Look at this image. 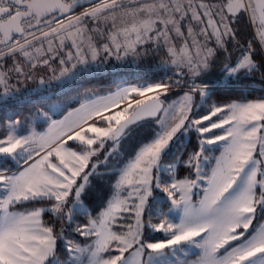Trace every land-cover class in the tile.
I'll use <instances>...</instances> for the list:
<instances>
[{
    "label": "snow or ice",
    "instance_id": "snow-or-ice-1",
    "mask_svg": "<svg viewBox=\"0 0 264 264\" xmlns=\"http://www.w3.org/2000/svg\"><path fill=\"white\" fill-rule=\"evenodd\" d=\"M244 15L264 49V0H0V109L14 98L10 73L31 78L25 62L84 90L63 119L58 93L40 101L24 134L28 117L7 118L0 264H264V99L213 100L264 67L238 39ZM161 50L123 78L129 56ZM192 133L194 150L177 156Z\"/></svg>",
    "mask_w": 264,
    "mask_h": 264
},
{
    "label": "trees",
    "instance_id": "trees-1",
    "mask_svg": "<svg viewBox=\"0 0 264 264\" xmlns=\"http://www.w3.org/2000/svg\"><path fill=\"white\" fill-rule=\"evenodd\" d=\"M216 2H218V0H216ZM80 11L81 9H78V12ZM116 15L118 17L117 22L119 23L121 14L117 13ZM234 27L239 32L238 39L241 43L252 42V46L256 50L255 58L257 63L264 64V50L260 48L259 42L255 38L253 24L250 23L248 16H242L239 22L234 25ZM95 38L97 40L101 39L98 36ZM233 44H235V41L233 42ZM45 47H47L46 44ZM146 47L147 46H145V48ZM230 50L233 53V58H235L236 55H239L240 49L232 47ZM164 58V50L151 52L148 56H145L142 61L139 58L129 56L127 60L129 62H135L122 65L120 71L123 72L124 79L134 80L136 74L141 68L145 71H149L150 66L159 63V61ZM110 59L112 64H117V61L114 59V57ZM50 63L52 64L53 68H57L56 74L58 75V60L51 61ZM7 67H12L11 62L8 63ZM217 67H219V65ZM125 69H127V71H125ZM24 71L31 72V78H26L25 76L18 75L15 72L10 73L9 85L14 90V98L11 99L7 107L0 109V133L6 131L5 125L8 123V117H11V119H22L23 117H28L29 120H31L36 109L43 107L40 101L46 99L53 93H58V100L64 103L63 110L60 111L57 115H62L70 107H73L80 103V98L83 97V89H81L79 92V98L77 97V93L67 85L64 86L63 89H61L60 81L50 79V77L53 75V72L51 71V69H48L45 66H41L37 69H31L27 62H25ZM168 75L171 76L172 74L169 73ZM41 78H43L46 83L41 84ZM152 78L156 79L158 77L152 76ZM173 79H175V77H173ZM105 87H107V84L105 85ZM218 88L219 91L217 95L213 96L214 101L217 99L240 101L241 98H243L242 102H248L252 100L264 99V67L255 72L248 79H244L243 77H241V80L238 83L231 84L225 81L224 83L219 85ZM2 92L3 88L0 87V93ZM180 95H182L180 90L178 88H174L173 91L169 94V98L166 103H171L172 100L177 99ZM197 100L199 101V99ZM207 107L208 105H205V110H207ZM195 145L196 138L194 133L190 134L189 136H185L183 144V146L185 147L176 152V155L181 156L182 154H184V158L186 159V154L192 152L195 148ZM178 175H180L181 177L184 175H188V170L183 168L178 169ZM43 219L47 223L52 222V217L50 214H45ZM121 223L125 226V228L128 224H134V216L125 214V219L121 221ZM147 231L151 232V229H148ZM152 236L158 239L164 238L163 233L153 232Z\"/></svg>",
    "mask_w": 264,
    "mask_h": 264
},
{
    "label": "rangeland",
    "instance_id": "rangeland-1",
    "mask_svg": "<svg viewBox=\"0 0 264 264\" xmlns=\"http://www.w3.org/2000/svg\"><path fill=\"white\" fill-rule=\"evenodd\" d=\"M253 24V23H252ZM253 29H254V32H255V35L257 36V32H258V22H257V24H253ZM257 41L259 42V39H258V37H257ZM211 46V45H210ZM264 50V49H263ZM252 101H255V100H252ZM197 102V104H199L200 103V101H196ZM79 104L80 103H78L77 105H75V106H73V107H70L68 110H66L62 115H55V116H53V119H63V117L65 116V115H67V113L69 112V111H71L73 108H76V107H79ZM163 118V117H162ZM16 119H18V118H16ZM13 120H15V119H13ZM31 120H32V118H31ZM31 120H29V121H25L21 126H18L17 127V130L18 131H21V134H24L23 133V131H22V129H27V128H30V127H32V126H34L30 121ZM37 123H39V122H37ZM43 127L44 128H46L47 127V125H43ZM153 127H154V124H151V125H146L145 126V128H143V129H141V130H139V132L136 134V136L133 138L134 140H139V139H141L144 135H146L148 132H150V131H152L153 130ZM217 131V133H219V131L220 130H216ZM131 146H132V142L131 141H129V142H125L124 143V145H123V151H127V150H130V148H131ZM185 146H183L182 147V149L184 148ZM215 155H219V152L217 151V152H215L214 153ZM13 167H15V166H13ZM94 187V192H95V186H93ZM198 191V190H197ZM98 195V193H95V195H93L92 197H91V199L93 200V203H99V200L98 199H96V196Z\"/></svg>",
    "mask_w": 264,
    "mask_h": 264
},
{
    "label": "water",
    "instance_id": "water-1",
    "mask_svg": "<svg viewBox=\"0 0 264 264\" xmlns=\"http://www.w3.org/2000/svg\"><path fill=\"white\" fill-rule=\"evenodd\" d=\"M89 0H81V3L87 5ZM76 14H79L78 9H76Z\"/></svg>",
    "mask_w": 264,
    "mask_h": 264
},
{
    "label": "crops",
    "instance_id": "crops-1",
    "mask_svg": "<svg viewBox=\"0 0 264 264\" xmlns=\"http://www.w3.org/2000/svg\"><path fill=\"white\" fill-rule=\"evenodd\" d=\"M255 37H256V39H257V36L255 35ZM16 170V168L15 167H13V171H15Z\"/></svg>",
    "mask_w": 264,
    "mask_h": 264
}]
</instances>
